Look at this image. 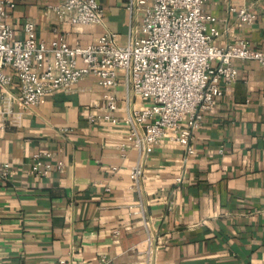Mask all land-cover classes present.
<instances>
[{
	"label": "crops",
	"instance_id": "1",
	"mask_svg": "<svg viewBox=\"0 0 264 264\" xmlns=\"http://www.w3.org/2000/svg\"><path fill=\"white\" fill-rule=\"evenodd\" d=\"M5 1L13 4L6 18L13 40L25 38L29 21L47 46L63 36L85 47L106 32L127 42L125 0H94L101 26L61 22L53 12L59 0ZM230 8L246 9L255 21L240 24ZM203 11L215 19L216 47L237 39L264 44V0H208ZM234 66L237 81L221 85L223 95L193 133L194 154L186 156L167 133L148 154L137 188L129 176L137 154L119 149L128 134L122 118L148 101L132 95L123 71L114 89L119 121L90 123L104 106L96 78L21 109L13 100L17 79L6 70L12 83L6 98L0 90V264H96L101 257L108 264H264V67ZM44 154L52 170L36 177L33 156Z\"/></svg>",
	"mask_w": 264,
	"mask_h": 264
},
{
	"label": "built area",
	"instance_id": "2",
	"mask_svg": "<svg viewBox=\"0 0 264 264\" xmlns=\"http://www.w3.org/2000/svg\"><path fill=\"white\" fill-rule=\"evenodd\" d=\"M208 0H125L130 27L125 45L116 34L104 33L88 46L66 43L57 37L49 46L35 38V25H23V40H13L12 28L6 22L9 1L0 0V90L7 97L12 83L11 70L17 79L19 94L13 100L21 109H31L41 98L70 91L91 76L105 92L103 113L91 115L90 123L119 121L114 93L117 72L123 71L125 82L134 97L148 101L138 109L131 107L122 122L128 127L122 152L135 151L138 162L130 170V181L137 188L143 167L152 147L171 133V137L192 156V137L205 112L223 95L221 85L234 84L238 78L235 62L252 61L264 67V44L254 48L237 39L224 47L213 40L219 31L211 26L215 19L203 11ZM243 25L255 21L246 9H229ZM53 12L63 23L73 26H101L103 10L94 0H59ZM34 155L30 173L45 177L52 166ZM62 167L58 163L57 169ZM2 177L11 175L5 168ZM181 182L180 178L176 179ZM118 231L114 232V236ZM151 246L150 237L147 239ZM61 264H85L68 262ZM96 264H108L104 257Z\"/></svg>",
	"mask_w": 264,
	"mask_h": 264
}]
</instances>
